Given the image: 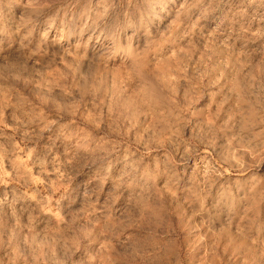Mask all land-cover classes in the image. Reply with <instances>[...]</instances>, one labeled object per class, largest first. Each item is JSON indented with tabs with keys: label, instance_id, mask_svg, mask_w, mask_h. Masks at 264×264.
Segmentation results:
<instances>
[{
	"label": "clouds",
	"instance_id": "1",
	"mask_svg": "<svg viewBox=\"0 0 264 264\" xmlns=\"http://www.w3.org/2000/svg\"><path fill=\"white\" fill-rule=\"evenodd\" d=\"M0 264H264V0H0Z\"/></svg>",
	"mask_w": 264,
	"mask_h": 264
}]
</instances>
